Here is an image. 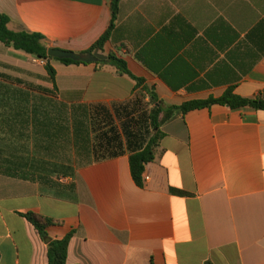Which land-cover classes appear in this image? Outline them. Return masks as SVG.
Segmentation results:
<instances>
[{
  "label": "crops",
  "instance_id": "0c3cea01",
  "mask_svg": "<svg viewBox=\"0 0 264 264\" xmlns=\"http://www.w3.org/2000/svg\"><path fill=\"white\" fill-rule=\"evenodd\" d=\"M111 1L0 0V16L47 49L86 53ZM102 53L143 83L54 59L52 80L0 42V264H49L48 243L69 234L67 264H264V110L177 112L142 186L130 167L151 94L166 107L231 89L264 100V0H121ZM28 213L53 221L48 239Z\"/></svg>",
  "mask_w": 264,
  "mask_h": 264
},
{
  "label": "trees",
  "instance_id": "16d2710c",
  "mask_svg": "<svg viewBox=\"0 0 264 264\" xmlns=\"http://www.w3.org/2000/svg\"><path fill=\"white\" fill-rule=\"evenodd\" d=\"M121 0L111 1V23L105 34L86 52H94L99 50L104 52V46L111 37L112 31L115 29L116 22L119 14ZM10 18L7 15L0 16V42L7 47H12L16 50L23 51L29 55H32L39 59L47 60V71L52 80L55 79V70L50 65V61L53 60L48 56V49L43 43V36L37 33H30L26 31L14 32L9 29ZM107 60H102L96 63L99 67H112L118 74L128 76L140 86L143 80L134 76L125 60L119 58L116 54L110 53L107 55ZM63 64H84L82 62H75L69 59L58 60ZM151 100L154 103V107L149 115L150 132L148 138H142V143L133 148L130 156L131 174L138 186L143 185V174L145 172L146 165L155 161L158 149L160 147L161 140L164 137V133L161 131L163 122L175 113L181 112L187 114L190 111L209 108L211 105L218 104L229 107L231 109L240 108H252L255 110H264V100L262 99H246L242 98L234 93V91L228 90L221 98L209 99L206 101H190L180 106L166 107L162 102H159L154 94H151ZM131 124V123H130ZM130 138L129 133H127ZM116 144L117 140L113 139ZM116 152L104 150L99 154L95 149V160L105 159L108 156H115ZM172 193L181 196L188 195L185 192L172 189ZM26 218L30 223L34 225L38 233L43 239H48L49 235L47 229L53 224V221L37 215L35 213H28ZM71 235H67L64 239L52 240L48 243V259L49 264H67V250ZM205 264H214L212 261H207Z\"/></svg>",
  "mask_w": 264,
  "mask_h": 264
},
{
  "label": "water",
  "instance_id": "95a60500",
  "mask_svg": "<svg viewBox=\"0 0 264 264\" xmlns=\"http://www.w3.org/2000/svg\"><path fill=\"white\" fill-rule=\"evenodd\" d=\"M48 56L51 59L64 60L69 59L75 62H82L84 64L98 63L102 60H107L108 56L96 50L94 52L88 53H75L64 50H59L55 48L48 49Z\"/></svg>",
  "mask_w": 264,
  "mask_h": 264
},
{
  "label": "built area",
  "instance_id": "2783aa9c",
  "mask_svg": "<svg viewBox=\"0 0 264 264\" xmlns=\"http://www.w3.org/2000/svg\"><path fill=\"white\" fill-rule=\"evenodd\" d=\"M36 60H37L38 62H40V63L44 64V65H46V64H47V60H44V59H39V58H37ZM146 179H148V178H146Z\"/></svg>",
  "mask_w": 264,
  "mask_h": 264
},
{
  "label": "rangeland",
  "instance_id": "374dc122",
  "mask_svg": "<svg viewBox=\"0 0 264 264\" xmlns=\"http://www.w3.org/2000/svg\"><path fill=\"white\" fill-rule=\"evenodd\" d=\"M140 103H142V104H143V101H141Z\"/></svg>",
  "mask_w": 264,
  "mask_h": 264
}]
</instances>
